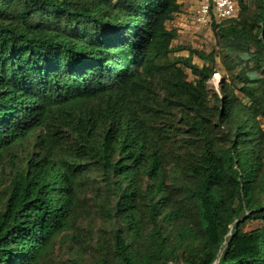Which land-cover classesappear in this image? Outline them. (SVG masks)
Instances as JSON below:
<instances>
[{
  "label": "trees",
  "instance_id": "16d2710c",
  "mask_svg": "<svg viewBox=\"0 0 264 264\" xmlns=\"http://www.w3.org/2000/svg\"><path fill=\"white\" fill-rule=\"evenodd\" d=\"M180 1L0 0V264H264V0L210 53Z\"/></svg>",
  "mask_w": 264,
  "mask_h": 264
},
{
  "label": "rangeland",
  "instance_id": "374dc122",
  "mask_svg": "<svg viewBox=\"0 0 264 264\" xmlns=\"http://www.w3.org/2000/svg\"><path fill=\"white\" fill-rule=\"evenodd\" d=\"M194 34V39L193 41H188L187 38L184 37H177V39L175 40V42L172 44V48L173 50H176V48L178 47H189L191 49L197 50V51H203L205 53H210V52H218V47H217V40L215 38V34L213 33V31L211 29H207L205 31H202L200 33V31L197 33H193ZM171 57H183V58H187L188 57V53L187 51H181V52H175L171 55ZM192 62L194 64H198L201 65L203 64L198 58L193 57L192 58ZM216 74L213 75L212 79L210 80V82L208 83V88L209 90L215 91L217 93H219V87L225 83H227L228 85H230L231 88H233L234 86V82H233V78L235 77V75L238 73L239 71V65L236 64V66H232V69L229 70L227 67H225L222 63L220 58L216 59ZM242 67V66H241ZM188 75H189V79H192V76L190 74V71H187ZM251 79H255L256 75L254 74H249ZM235 94L238 96L239 99L242 98V96L238 93V91H235ZM80 223V221H76L74 223V227H79L78 224ZM264 224L261 221H257V220H249L246 223H244L241 228H240V233L243 235V237L239 238L236 240V243L234 245V249L232 252V256H236L238 254L241 253H254L256 251V244H257V240H256V236L254 234V232L256 230H261L263 229ZM76 231H80V228H75ZM88 239V237H87ZM86 239V241H87ZM90 242V241H89ZM94 244V241L91 242ZM89 247V246H88ZM88 247L85 246V257L87 258L89 257V250ZM56 255L61 258V259H66L67 258V253L65 248H63L61 245H58L56 247ZM169 264H181L180 262H176L174 260L170 261Z\"/></svg>",
  "mask_w": 264,
  "mask_h": 264
},
{
  "label": "built area",
  "instance_id": "2783aa9c",
  "mask_svg": "<svg viewBox=\"0 0 264 264\" xmlns=\"http://www.w3.org/2000/svg\"><path fill=\"white\" fill-rule=\"evenodd\" d=\"M240 0H199V5L190 18V27L196 31L211 29L212 24L233 19L237 15ZM244 2L248 0H243Z\"/></svg>",
  "mask_w": 264,
  "mask_h": 264
},
{
  "label": "crops",
  "instance_id": "0c3cea01",
  "mask_svg": "<svg viewBox=\"0 0 264 264\" xmlns=\"http://www.w3.org/2000/svg\"><path fill=\"white\" fill-rule=\"evenodd\" d=\"M180 3L181 8L179 13L166 24V27L169 30L175 29L177 31V37L185 36L188 41H193L195 38L193 33H197V31L190 27L189 21L199 5V0H181Z\"/></svg>",
  "mask_w": 264,
  "mask_h": 264
}]
</instances>
